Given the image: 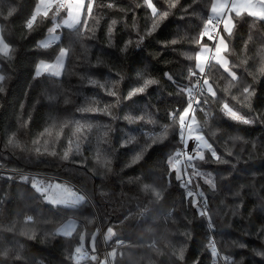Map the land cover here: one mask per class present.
Instances as JSON below:
<instances>
[{
  "label": "trees",
  "instance_id": "1",
  "mask_svg": "<svg viewBox=\"0 0 264 264\" xmlns=\"http://www.w3.org/2000/svg\"><path fill=\"white\" fill-rule=\"evenodd\" d=\"M38 2L0 0L1 33L12 49L11 59L0 54V74L6 77L0 92V166L58 175L88 198L78 205L54 206L26 176H0V251L10 249L9 257L0 259L4 264H76L73 253L86 234L96 238L97 264L105 255L103 236L111 228L114 235L105 242L116 252L113 264H213L207 221L186 199L168 164L181 145L179 125L170 113L183 111L188 94L181 89L197 80L190 73L197 71L200 44L193 41L210 17L213 0H153L169 12L154 31L144 0H96L91 16L85 10L81 24L61 28L60 41L47 48L40 43L54 25V13L37 16L33 28L26 27ZM12 7L13 16L3 19ZM233 18L225 55L240 79L233 81L218 65L207 68L217 95L207 97L205 112L198 115L205 138L227 163L215 161L206 149L197 168L211 173L215 190L200 176L197 182L224 256L231 264H264L256 255L264 252V21L247 13ZM200 43L211 41L205 36ZM61 47L68 49L62 76H36L37 64L54 61ZM143 79L157 83L123 99ZM244 87L255 92L250 100L242 94ZM109 89L118 93L120 103ZM224 103L256 122L229 119L221 111ZM129 115L143 119L129 122ZM76 121L86 126L79 133ZM165 128L163 140L148 139ZM237 136L241 139H232ZM128 137L135 140L124 144ZM145 143L150 146L131 164L133 149ZM143 184L161 197L142 191ZM70 218L79 222L74 233H57Z\"/></svg>",
  "mask_w": 264,
  "mask_h": 264
},
{
  "label": "snow or ice",
  "instance_id": "2",
  "mask_svg": "<svg viewBox=\"0 0 264 264\" xmlns=\"http://www.w3.org/2000/svg\"><path fill=\"white\" fill-rule=\"evenodd\" d=\"M178 3V0H176ZM96 3V0H88L87 8H86V14L88 16H91L92 14V6ZM144 3L146 4L147 8L151 10V16L154 18L152 28L151 30L154 31L155 28L158 26L159 21L164 19L169 15V12L167 10L161 11L157 8L156 4L153 3V0H144ZM55 7L57 10V13L61 8L67 7L68 9V19L64 21V23L69 27L73 28L75 25L80 23V16L81 14L85 13V0H40V6L36 7L34 10V14L31 15V18L26 22L27 29L31 30L33 28L34 22L36 21L37 16L42 15L44 17L48 16L49 11L52 10V8ZM111 7V5H109ZM169 7H175V3H169ZM240 8H245L248 10L247 14L249 16H252L255 18V20L258 21H264V0H243V3L237 4L232 3L228 4L227 2H217V4H214L212 6V13L214 14V17H209L206 20L205 26L200 33L199 37L195 39L193 42L200 44V50L195 54V60L196 65L195 68L197 71H192L190 73L191 76H197V72L203 77L205 73V68L208 67L209 71H211V67L213 65H218L219 67L223 68L224 72H227L228 75L231 77L233 81L240 79L235 71H232V69L229 67V60L225 53H228V42L225 40V37L223 35H220V33L217 31L219 26L223 24L224 26V32L227 33L229 37L232 36V27H234V24H231V10L236 11V15L240 16L241 11ZM218 9H227L228 11L226 13L218 12ZM258 9V10H256ZM16 8L12 7L7 11L6 16L3 17V19H8L13 16L15 13ZM113 24L116 23L115 20L112 21ZM231 24V26H230ZM255 25V21L253 22V26ZM60 25H55L54 27L50 28L49 34L50 39L47 42H41L40 46L47 48L52 40L56 39V36L53 35L56 32V29L59 28ZM84 28H87V23L85 21V24L83 25ZM79 31V30H78ZM111 31V29H109ZM150 34L149 33H145ZM207 36L210 41H213V44L209 46L208 44H202L200 41L203 40V38ZM139 39H143V37H139ZM175 43V40L172 41ZM12 51V49L9 47L8 43H5L4 37L0 36V53H3L5 57L9 56V53ZM264 52V50H262ZM68 54V49L66 47H61L59 49V54L56 57L55 63H45L43 60L39 62L35 75L40 76L44 74L45 72L49 73L52 76H60L61 71L63 69V62L64 58ZM264 71V68L261 69ZM169 79H172L171 76L168 77ZM6 77L3 74H0V92L4 91V81ZM92 83H95V81H91ZM157 83L154 79H143L142 84H138L137 86L131 87L127 94L123 97L125 100H130L132 97L142 94L145 92L146 88L152 84ZM114 86V85H113ZM195 87L200 89V94L203 97V104L207 105L209 103L208 96H211L213 98L216 97L217 92L214 90L213 84L209 83V80L207 77H204L202 80V83L198 79L195 84ZM103 87V85H101ZM187 91L188 93V101L187 106L183 109L182 112H173L170 113L171 119L175 122L178 120L179 126H180V140L184 144L185 151H176L175 155L169 157L168 164L170 165L172 170H175L177 172V179L182 181V186L187 188L188 185L191 184V177H185L187 176V168H192V176H200L205 179V182L210 186L212 190H215L216 184H215V178L211 175V173H204L199 171L197 166L193 163H191L194 159L204 160V153L201 151V149L206 148L210 153L211 157L220 163H227V161L223 160L220 155L217 154L215 148L212 147L211 144L208 143L207 140H205L204 135L202 134V130L199 126L192 127V124H194L195 116L193 115L191 120H186L187 117H189L190 112H194L193 104L200 105L201 99L193 96L192 93V87H187L186 89H181V91ZM108 94L114 97H117L115 103H120L119 95L117 92L112 91L111 89L108 90ZM242 94L245 95V100H250L252 96L255 95V92L250 90L249 87H244ZM80 111H94L96 109L92 108H80ZM203 110V107L201 108ZM221 111L226 115L229 119L234 120L238 123L243 124H251L255 123L256 120L253 117L245 116L240 114L238 110H236L233 106H230L228 103H224L222 106ZM125 119H128L129 122H134L136 119H143V117H133L131 115L126 116ZM154 123V121H153ZM67 125V121L61 123L60 127L61 129ZM52 127H56V122L53 121ZM86 126L84 124H81L79 121H76V128L75 132L79 133L81 132ZM88 128L91 127V125H87ZM166 128L164 131L158 133V134H148V139L155 143L157 140H163L166 135ZM49 134L51 132L49 131ZM215 134V133H213ZM107 135V133H105ZM233 140L241 139L240 137H232ZM135 140V137H128L123 142L124 144H131ZM188 140H194L196 142L195 148L193 149L192 153L189 154L187 149ZM11 142V141H10ZM150 146V144L145 143L144 145H141L139 147V150L133 149V155L132 159L130 161L131 164H134L138 162L144 152L147 150V148ZM77 148H79V144L77 145ZM40 149H37V152H39ZM53 155L55 153H52ZM229 155H231V152H228ZM179 156H183L187 161L190 163L185 168L184 175H181L179 169L176 167V164L180 163L176 158ZM68 157V152L66 151L64 153V158L66 159ZM107 163V161H106ZM38 192H40L41 196L44 197L49 203L51 204H67V205H74L77 203H80L85 200L84 195H77L76 193L71 192L70 189L63 188L61 185L57 184L55 186L48 185L47 187L41 188L38 184L33 185ZM142 191L148 192L151 191L154 196L157 198L161 197V192L152 187L149 184H143L141 186ZM187 196L189 197H195L200 196L203 199L202 200H196L193 199V205L197 207L198 213L202 216H207V197L203 192H197L194 193L191 190L187 191ZM209 220L211 217H208ZM29 221H31L32 217L27 218ZM211 226V225H210ZM12 229H9L11 231ZM74 231V225H67L63 229L60 230L61 234L65 236H71L72 232ZM108 237L110 238L112 235H114L111 228L108 230ZM82 239V238H81ZM94 239V238H93ZM119 243H122L120 241ZM243 246V245H242ZM209 247L211 249V253L213 257H216L219 255L217 248L215 246L214 241L210 242ZM94 250V249H93ZM9 251L10 249H4L0 251V257L8 258L9 257ZM75 254L77 261L84 255L82 247H76L75 248ZM110 256L115 257L116 252L112 251ZM256 255L261 256L264 258V252H256ZM19 254L17 253L16 256L13 257V259L18 258ZM178 256L179 259L183 260L184 257V249L181 248L178 250ZM72 258V257H70ZM91 259L95 260L96 257L92 256ZM225 261L228 262V264H231V260L229 257L225 256L223 257ZM0 264H4V259H0Z\"/></svg>",
  "mask_w": 264,
  "mask_h": 264
},
{
  "label": "built area",
  "instance_id": "3",
  "mask_svg": "<svg viewBox=\"0 0 264 264\" xmlns=\"http://www.w3.org/2000/svg\"><path fill=\"white\" fill-rule=\"evenodd\" d=\"M54 8V7H53ZM52 8V9H53ZM50 12V11H49ZM34 14V13H33ZM32 14V15H33ZM49 14V13H48ZM30 18H31V16H30ZM29 18V19H30ZM28 19V20H29ZM221 28H222V24L219 26V28H218V32L220 33V31H221ZM213 42V41H212ZM56 44V41L55 42H52V45H55ZM207 68L208 67H206L205 68V73H204V76L202 77L199 73H197V76H196V79L198 80H200V82L202 83V80H203V78L204 77H206V71H207ZM196 80V81H197ZM192 93H193V96H195V97H197V98H200L201 99V104L200 105H196V104H193V109H194V112H190L189 113V117H187L186 118V120H191V118H192V116L194 115L195 116V123L194 124H192V127H197V126H199L200 127V124L198 123V119H199V117H198V119H197V116L199 115V113H204L205 112V109H204V107L206 106V105H204L203 104V97L201 96V94H200V89L199 88H197V87H195L194 85L192 86ZM188 94V93H187ZM203 107V110H201V108ZM206 115H208L207 113H206ZM177 125H179V122H178V120H177ZM197 125V126H196ZM179 132H180V126H179ZM179 139H180V136H179ZM180 142H181V140H180ZM195 145H196V142L194 141V140H188V144H187V149H186V151L189 153V154H191L192 153V151H193V149L195 148ZM181 151V152H183V151H185V147H184V144L181 142V145L178 147V149L176 150V151ZM206 150V148H203V149H201V151H203V153H204V151ZM176 151L173 153V155H175V153H176ZM178 161H180V163H178L179 164V169H180V173H181V175H184V173H185V168H186V166L190 163L189 161H187L183 156H179V157H177L176 158ZM199 159H194L191 163H193V164H195L196 166H197V161H198ZM177 173V172H176ZM191 173H192V168L191 167H188L187 168V176L185 177V179H187V177H191V184L190 185H188V187L187 188H185V187H183L182 186V181L181 180H178V183L180 184V187H181V189H182V191H183V194H184V196L186 197V199H196V200H202L203 198L202 197H200V196H195V197H189V196H187V191L188 190H191V191H193L194 193H197V192H203L204 194H205V192L202 190V188H201V186L198 184V182H197V176H192L191 175ZM13 175H19V176H26L27 177V179H30V178H32V177H47V176H49L48 175V173H43V172H34V171H19V170H12V169H4L3 167H1L0 166V176H2V177H6V178H9V177H11V176H13ZM82 190V189H81ZM206 196V195H205ZM208 209V208H207ZM202 216V215H201ZM205 219H206V221H207V228L209 229V235H210V242H213L214 241V243H215V246H216V248H217V251H218V253H219V255L218 256H216V257H213L212 256V263L213 264H221V262L223 263V264H228V262L227 261H225L224 259H223V257H225L224 256V254L222 253V251H221V249H220V247H219V244L217 243V240H216V237H215V232H216V230H217V228L210 222V220H209V214L207 213V216H203ZM211 225V226H210ZM103 246H104V250H103V252H104V254L107 256L106 258H107V260L109 261V264H113L112 263V261H110V256H109V254H110V250H109V248L106 246V242H105V238H104V236H103ZM83 249V253H84V255L79 259V260H86L88 257H90V255L91 254H93V251L90 249V248H87V247H85V248H82ZM73 258L74 259H77L76 258V254H75V252L73 253Z\"/></svg>",
  "mask_w": 264,
  "mask_h": 264
},
{
  "label": "rangeland",
  "instance_id": "4",
  "mask_svg": "<svg viewBox=\"0 0 264 264\" xmlns=\"http://www.w3.org/2000/svg\"><path fill=\"white\" fill-rule=\"evenodd\" d=\"M87 0H85V10H86V5H87ZM38 6H40V0H39V2H38V5H37V7ZM50 12H52V13H54V15H55V17H54V25L52 26V27H54L55 25H60V27L59 28H57L56 29V32L53 34V35H55L56 36V41H60V29L61 28H63V27H68L65 23H64V21L65 20H67L68 19V9H67V7H65V8H61L60 10H59V12L57 13V10H56V8L54 7ZM83 15H84V13L83 14H81V16H80V23L79 24H77V25H75V27H73V28H70V29H74V28H76V27H78L80 24H81V21H82V18H83ZM40 16V15H39ZM51 27V28H52ZM69 28V27H68ZM0 29H1V27H0ZM0 36H2V33H1V30H0ZM50 39V34H49V32H48V34L46 35V37H44L43 38V40H42V42H47L48 40ZM52 42H55V41H51V44H52ZM5 43H7V41L5 40ZM49 46H50V44H49ZM10 47V46H9ZM0 54H2L3 55V53H0ZM59 54V53H58ZM67 57V56H66ZM66 57L64 58V62H63V69H62V71H61V74H60V76H58V77H61L62 76V74H63V72H64V66H65V62H66ZM56 60V59H55ZM55 60L54 61H51V62H45V63H55ZM39 64V63H38ZM38 64H37V66H38ZM37 68V67H36ZM44 74H46V75H50L49 73H47V72H45ZM43 75V74H42ZM51 76V75H50ZM241 114V113H240ZM247 116V115H246ZM197 119H198V116H197ZM198 123L200 124V120L198 119ZM197 126V125H196ZM200 128L202 129V125L200 124ZM202 134H203V132H202ZM204 135V134H203ZM204 138H205V135H204ZM205 140H207L206 138H205ZM208 141V140H207ZM208 143H209V141H208ZM210 144V143H209ZM176 167L179 169V164H176ZM171 168V167H170ZM179 171H180V169H179ZM49 175V174H48ZM30 181L32 182V186L34 185V184H38L41 188H44V187H47L48 185H53V186H55V185H57V184H59V185H61L63 188H67V189H70L71 190V192H73V193H76L77 195H84L85 196V198H88V196H87V194H86V192L82 189V188H80V187H78L74 182H72L71 180H67V179H65V178H63V177H60V176H58V175H52V174H50L49 176H47V177H32V178H30ZM34 187V186H33ZM34 189H36L35 187H34ZM82 189V190H81ZM40 193V192H39ZM80 203H82V202H80ZM80 203H77V204H75V205H78V204H80ZM64 205H67V204H64ZM70 206V205H69ZM78 224H79V222L76 220V219H74V218H70L66 223H64V224H62L60 227H58V229L56 230V232L57 233H59L60 235H63V234H61V232H60V230L61 229H63L65 226H67V225H74V231L76 230V228L78 227ZM74 231L72 232V234L74 233ZM114 233V232H113ZM63 236H65V235H63ZM69 237V236H68ZM112 237H113V235L109 238L108 237V231L106 232V234H105V238H107L108 240H110V239H112ZM94 238V239H93ZM95 240H96V238H95V236L94 237H92V238H88L87 239V237H86V234H83L82 235V239H81V243H80V245L79 246H77V247H82V248H85V247H87V248H90L92 251H93V254H91L90 255V257H88L86 260H78L77 261V259H74V262H76V264H96V262H94V260L93 259H91V257L92 256H97V248H96V246H95ZM94 249V250H93ZM113 251H115V250H113ZM112 251H110V253H111ZM110 256V255H109ZM107 256L106 255H104V257H102L99 261L98 260H96V261H98V263L97 264H109V261L107 260V258H106ZM113 259H114V257H112V256H110V261H112V263H113Z\"/></svg>",
  "mask_w": 264,
  "mask_h": 264
},
{
  "label": "crops",
  "instance_id": "5",
  "mask_svg": "<svg viewBox=\"0 0 264 264\" xmlns=\"http://www.w3.org/2000/svg\"><path fill=\"white\" fill-rule=\"evenodd\" d=\"M217 2H218V0H213V5L214 4H217ZM219 2H221V3H223V2H227L228 4H232V3H237V4H241V3H243V0H219ZM256 10H258V9H256ZM228 10L227 9H218V12H221V13H226ZM240 11H241V15L243 14V13H247L248 12V10L247 9H245V8H240ZM234 15H236V11L235 10H231V24H234V18H233V16ZM210 17H214V14L212 13V11H211V13H210ZM231 24H230V26H231ZM232 29H233V27H232ZM231 29V30H232ZM1 30V29H0ZM227 33L226 32H224V26H223V24H222V28H221V31H220V35H223L224 37H225V35H226ZM207 37V36H206ZM226 40V39H225ZM52 41H56V40H52ZM213 44V42L211 41V44H208L209 46H211ZM46 200V199H45ZM52 205H60V204H52ZM61 205H64V204H61Z\"/></svg>",
  "mask_w": 264,
  "mask_h": 264
}]
</instances>
